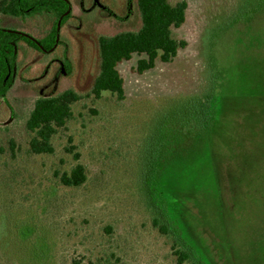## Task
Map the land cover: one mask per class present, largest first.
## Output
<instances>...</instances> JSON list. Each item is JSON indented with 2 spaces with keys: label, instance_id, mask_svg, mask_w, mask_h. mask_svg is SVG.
<instances>
[{
  "label": "rangeland",
  "instance_id": "rangeland-1",
  "mask_svg": "<svg viewBox=\"0 0 264 264\" xmlns=\"http://www.w3.org/2000/svg\"><path fill=\"white\" fill-rule=\"evenodd\" d=\"M65 1L57 47L18 46L0 100V264H264V66L241 53L236 0H168L187 5V47L141 76L137 56L119 65L121 102L92 95L98 39L139 32L137 0ZM53 25L0 17L36 41ZM67 91L80 100L53 154H31L35 102ZM77 165L87 182L63 187Z\"/></svg>",
  "mask_w": 264,
  "mask_h": 264
},
{
  "label": "trees",
  "instance_id": "trees-1",
  "mask_svg": "<svg viewBox=\"0 0 264 264\" xmlns=\"http://www.w3.org/2000/svg\"><path fill=\"white\" fill-rule=\"evenodd\" d=\"M142 28L137 33H122L111 38L98 39L100 70L94 82L92 95L100 99L103 94L115 97L119 102L125 99L124 81L118 66L129 62L134 56L139 58L135 72L141 76L156 67V63L170 64L187 44L177 41L173 31L180 29L186 21L187 5L169 4L168 0H137ZM69 11L65 0H0V17L29 18L47 15L54 18L50 32L40 41L27 36L0 29V100L5 98L13 86L18 46L36 53H48L57 42V24ZM70 15L62 21L68 20ZM66 70V66H64ZM80 97L67 91L60 96L40 99L35 102L26 122L30 134L29 149L35 156L52 155L53 140L58 132L70 122L72 107ZM61 185L76 189L87 182L85 170L81 165L75 166L68 174L58 177ZM178 263H186L189 255L185 251L175 250ZM72 264H79L73 261Z\"/></svg>",
  "mask_w": 264,
  "mask_h": 264
},
{
  "label": "crops",
  "instance_id": "crops-1",
  "mask_svg": "<svg viewBox=\"0 0 264 264\" xmlns=\"http://www.w3.org/2000/svg\"><path fill=\"white\" fill-rule=\"evenodd\" d=\"M240 20L241 53L254 68L264 66V0H236ZM257 95V94H256Z\"/></svg>",
  "mask_w": 264,
  "mask_h": 264
},
{
  "label": "water",
  "instance_id": "water-1",
  "mask_svg": "<svg viewBox=\"0 0 264 264\" xmlns=\"http://www.w3.org/2000/svg\"><path fill=\"white\" fill-rule=\"evenodd\" d=\"M69 11H70V8H69ZM69 11L59 20V22H58V24H57V29H58V32H59V29H60V24H61V21H62V19L65 17V16H67L68 14H69ZM58 40H59V37H58V34H57V42H56V45H55V47L53 48V50L57 47V44H58ZM52 50V51H53ZM51 51V52H52ZM48 53H50V52H48ZM257 95H261V94H259V93H256Z\"/></svg>",
  "mask_w": 264,
  "mask_h": 264
}]
</instances>
